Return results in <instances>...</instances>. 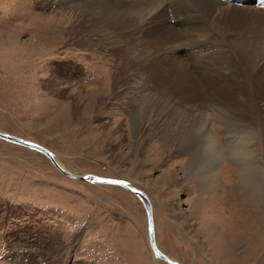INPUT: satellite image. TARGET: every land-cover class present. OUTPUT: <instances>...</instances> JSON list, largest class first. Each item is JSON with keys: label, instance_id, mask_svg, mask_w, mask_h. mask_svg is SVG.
I'll return each mask as SVG.
<instances>
[{"label": "rangeland", "instance_id": "1", "mask_svg": "<svg viewBox=\"0 0 264 264\" xmlns=\"http://www.w3.org/2000/svg\"><path fill=\"white\" fill-rule=\"evenodd\" d=\"M57 3L0 0V130L48 149L73 174L144 191L156 245L179 264H264V124L252 162L233 113L129 94L139 81L126 71L116 84L122 63L78 42L82 18ZM117 186L66 177L0 140V264H166L150 251L139 200Z\"/></svg>", "mask_w": 264, "mask_h": 264}, {"label": "bare ground", "instance_id": "2", "mask_svg": "<svg viewBox=\"0 0 264 264\" xmlns=\"http://www.w3.org/2000/svg\"><path fill=\"white\" fill-rule=\"evenodd\" d=\"M57 2L73 9L82 18L73 27V33L82 36L78 42L83 46H91L95 42L94 45L103 46L122 63L116 84L122 74L130 71L133 79L139 81L128 92L132 91L135 97L148 92L189 112L195 109L209 116L233 113L246 128L245 147L250 160L255 162L259 158L261 143L258 134L264 124V2L245 0V4L254 5L247 8L225 4L221 0ZM170 19L174 26H171ZM215 48L224 49L215 52ZM183 54L187 59L182 57ZM129 80L127 78V82ZM21 147L39 153L34 147ZM238 147L232 148L230 155L234 152L239 154ZM51 154L50 157L45 155L50 163L52 158L67 171ZM252 169L257 170V167L252 166ZM75 175L80 181H85L81 179L83 175ZM124 182L125 185L117 187L136 198L128 189L146 196L156 245L148 196L135 185ZM91 183L116 186L98 181ZM17 256L20 257L19 254ZM32 258L34 256L26 261L30 262ZM155 259L166 263L160 258ZM33 260L38 262L35 258Z\"/></svg>", "mask_w": 264, "mask_h": 264}, {"label": "water", "instance_id": "3", "mask_svg": "<svg viewBox=\"0 0 264 264\" xmlns=\"http://www.w3.org/2000/svg\"><path fill=\"white\" fill-rule=\"evenodd\" d=\"M0 139H3L7 142L19 145V146H24V147H34L36 151H38L39 153L43 154L44 156H51V152L44 148L43 146L40 145H34L31 142L25 141L23 138L21 137H16L14 135H11L7 132H3L0 130ZM51 162L53 164V166L55 167V169H57L62 175L72 178V179H79V176L77 177L75 174L69 173L67 171H64L61 167L58 166V164L51 158ZM81 179L88 181V182H93V181H98L99 183H107V184H115V185H125V182L123 180L120 179H114V178H106V177H100V176H96L90 173H86L84 174ZM108 181H117L118 183H108ZM129 191L133 192L137 198L141 201L145 215H146V219H147V224H148V246L150 248V251L152 253V255L154 257L160 258L162 260H164L166 263L168 264H179L177 263V261L175 260H171L169 259L165 254H163L161 251L158 250V248L156 247L154 240H153V229H152V224H151V210H150V205L148 200L146 199V196L144 194H141L139 191H136L132 188L128 189Z\"/></svg>", "mask_w": 264, "mask_h": 264}, {"label": "snow or ice", "instance_id": "4", "mask_svg": "<svg viewBox=\"0 0 264 264\" xmlns=\"http://www.w3.org/2000/svg\"><path fill=\"white\" fill-rule=\"evenodd\" d=\"M108 183H118L117 181H108Z\"/></svg>", "mask_w": 264, "mask_h": 264}]
</instances>
